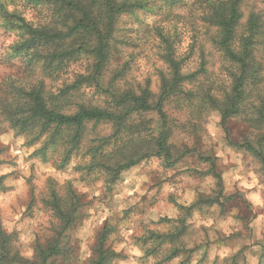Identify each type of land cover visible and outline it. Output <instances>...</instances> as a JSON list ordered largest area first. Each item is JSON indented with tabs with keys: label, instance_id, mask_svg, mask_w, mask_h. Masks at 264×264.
I'll return each mask as SVG.
<instances>
[{
	"label": "clouds",
	"instance_id": "1",
	"mask_svg": "<svg viewBox=\"0 0 264 264\" xmlns=\"http://www.w3.org/2000/svg\"><path fill=\"white\" fill-rule=\"evenodd\" d=\"M50 3L51 0H39L35 12L27 17L32 21L28 28L10 31L0 26V87L7 89L0 91V112L6 107H16L15 93L8 84L20 79L21 74L33 84L41 79L33 77L24 67L27 55L22 53L20 45L30 40V29L66 30L61 27V14L54 13ZM149 7L158 12L144 14L153 25L161 21L168 26L175 25L184 41L174 56L165 57L172 66L149 53L155 61L154 64L149 61L152 67L164 69L162 76L151 67H144L128 84L135 96L140 97L145 89L144 76L152 77L155 87L149 99V113L142 114L134 126L125 125L127 130L118 126V135L110 138L103 160L83 148H73L64 155V149L54 147L47 139V132L37 124L20 140L23 143L24 139H31L34 148L42 150L28 162L35 165L30 183H25L29 176L27 165L20 163L23 176L15 181L18 187L8 197L17 213L16 219L24 215L30 201L34 203L33 211L42 207L40 200L47 198L52 186H44L43 182L52 176L60 179L55 188L61 198L68 191L86 192L87 199L93 200L92 211L96 213L85 229V247L70 255L66 264H81L93 255L98 246L94 233L100 231V223L105 218L109 219L110 226L119 229L109 236L105 247L113 244L116 252L123 249L131 253L126 261L115 260L113 264H180L194 245L199 248L190 264L197 261L264 264V33L255 32L252 27L253 23L264 24V0H150ZM221 12L222 18L218 15ZM201 18L207 22L202 23ZM3 24L0 19V25ZM237 28H240L238 36L227 35L235 34ZM210 36L216 39L211 46L206 43ZM36 40L41 42L38 36ZM26 47L31 49L33 45L29 43ZM162 50L161 45V54ZM233 55L236 61L231 59ZM240 62L249 69H259L246 76L243 84L238 82ZM185 64L191 67L186 68ZM32 151V148L26 149L24 155ZM169 162L174 166L165 168ZM121 165L126 166L122 171ZM113 170L127 178L109 193L106 187ZM10 171L13 169L7 167L0 175ZM145 194L150 200L157 198L156 207L150 211L140 202ZM169 195L176 205L185 208L197 200L208 201L210 207L205 205L202 214L193 211L190 236L178 238L175 245L165 242L157 252L146 255L155 247L153 241L137 242L136 238H147L150 231L167 233L171 227L154 228L147 220L166 215L175 222L182 215L183 210L177 211L168 203ZM233 196L235 201L229 199ZM225 204L229 207L221 215ZM133 205H136L133 213L143 209L147 215H134L135 223L120 228V216ZM140 221L145 223L137 227ZM26 226L30 242L36 240L37 234L53 235V229L59 231L62 227L51 211L42 212L35 222L26 219L19 227ZM78 228L79 224L74 223L69 233L73 242L79 234ZM118 237H123V242ZM173 247L185 252L166 260ZM27 254L31 256V250Z\"/></svg>",
	"mask_w": 264,
	"mask_h": 264
},
{
	"label": "trees",
	"instance_id": "2",
	"mask_svg": "<svg viewBox=\"0 0 264 264\" xmlns=\"http://www.w3.org/2000/svg\"><path fill=\"white\" fill-rule=\"evenodd\" d=\"M19 1L21 8L27 7L34 12L39 6V0ZM149 2V0H51L50 7L54 13L61 14V27L66 30L37 32L30 29V40L20 45L22 53L27 55L24 67L29 73L41 79L35 85L15 93L16 107L14 109L6 107L0 112V116L3 117L1 120L6 121L11 130L24 135L29 134L39 124L47 132V139L53 146L64 149V155L73 148L79 149L87 124H110L115 130L114 136L118 135V126L123 127V130H127L125 125L134 126V122L140 119L142 114L149 113L151 107L149 99L152 93L148 81L145 82V89L140 97H136L129 87L118 86L128 74L129 62L123 59V46L126 44L122 43L120 46L115 35L122 16L136 11L155 13L149 7ZM169 7L172 5L169 4ZM218 15L222 18V12ZM0 19L4 21L1 26L10 31L28 28L32 23L23 16L19 8H13L9 12L8 4L4 1H0ZM201 20L202 23L207 22L203 18ZM252 27L255 32L264 33V24L253 23ZM155 31L159 46H163L162 61L169 64L165 57L176 54V36L163 27L156 28ZM207 31L206 29V35ZM239 31L240 28H237L235 34L229 32L227 35L234 38V35H239ZM37 36L41 42H37ZM209 40L211 45L216 43L215 36H210ZM29 43L33 48L26 47ZM209 55L211 56L210 53ZM231 59L236 61L237 57L233 55ZM240 64L239 84H243L246 76L259 71L256 67L249 69L243 62ZM163 72L164 69L158 71V76H162ZM59 79H62L63 85L55 92H47L46 82H56ZM86 89L103 98L104 106L78 102V96ZM66 107H72L73 112L63 113ZM108 143V139H104L91 154L103 157L101 151ZM27 145H33V141L29 139ZM41 150L42 148L35 150L32 155L36 156ZM166 165L172 167L174 164L169 162ZM124 167L126 166L121 165L120 171ZM120 171L113 170V175L117 177ZM50 205L55 216L61 221V231H66L73 221L71 212L68 214L62 212L54 193ZM168 238L171 239V235L150 232L146 242L152 240L158 246L165 242L173 243ZM102 239L104 240V236ZM103 240L99 241L97 258L92 264H108L116 257L113 252L102 249ZM147 252L154 253L153 250ZM35 253L36 262L30 263L19 257L16 252H12L10 237L5 234L0 223V264H53L56 258L63 255V248L59 240H56L45 248L37 246ZM177 253L178 250L174 249L171 251V257H175Z\"/></svg>",
	"mask_w": 264,
	"mask_h": 264
},
{
	"label": "rangeland",
	"instance_id": "3",
	"mask_svg": "<svg viewBox=\"0 0 264 264\" xmlns=\"http://www.w3.org/2000/svg\"><path fill=\"white\" fill-rule=\"evenodd\" d=\"M0 1H4V0H0ZM6 4H8V9L9 8L21 9L23 16L26 19L29 14L34 13L33 10L27 7L21 8L19 0H6ZM145 13L146 12L144 11H136L133 14L122 16L119 19L117 25V32L115 38L116 40L118 39L120 46L122 43L126 44V46H123L124 49L123 59L124 61L129 62L128 74L126 78L122 81V84L118 85L120 88L124 86L128 87V84L130 83L131 79L135 77L136 73H141L144 67H151V70L155 72L157 75H158V71L163 69V68L156 69L155 67H152V65L149 63V61H152V64L155 63V61L152 60V57L149 55V53H154L155 58L157 60L162 61L161 46H159V39L155 31L156 28L163 27L165 29H169L174 33V35L176 36L175 37L176 51H179V48L182 47L184 44L182 35L178 33V29L175 25H171V26L165 25L164 21H161L159 24L153 25L150 19L145 17L144 15ZM155 14H158V12H155L154 15ZM34 18L35 16H33V19ZM206 43L211 46V41L209 40V37L206 40ZM210 54L212 55L211 52ZM185 67L190 68L191 65L185 64ZM110 69L111 68H109V70ZM109 70H108V75H109ZM17 72H19V69H17ZM32 76L36 77V75L34 74H32ZM8 79H11V77H9ZM146 81L149 82L150 91L152 93L155 87V82L153 81L150 75L144 76V83ZM4 82L7 83V80H5ZM35 84L36 83L33 84L31 80L27 79L26 77H23V74H21V78L14 81L11 84H8V88L11 89L12 92L16 93L19 92L20 90L29 88L30 86H33ZM45 85L47 88V92H55V90L58 87L62 86L63 83H62V79L61 80L59 79L56 82L47 81ZM0 91H7V89L0 87ZM78 97L79 98L77 101L83 102L86 105L104 106V102H105L104 99L99 98L96 94L93 93L92 90L86 89L82 91ZM72 112H73L72 107H66L65 109H63V113H72ZM114 132L115 130L112 128V126L107 123L87 124L79 149L83 148L86 149L87 152L92 153V150L98 147L103 142L104 139H108V142H110V138L114 136ZM24 136H25L24 134H20L14 130H11L9 128L8 123L6 121L3 122L0 119V172H3L4 169L7 167L13 169V171L6 172L3 175H0V196L3 197V199H0L1 227L5 232V234L10 237V248L12 252H16L19 255V257H21L22 259L30 263H35L36 262L35 249L37 246H41L42 248H45L49 246L51 243H54L56 240H59L63 248V255L56 258L53 264H66L68 257L70 255L79 252L83 247H85L84 238L87 237V232L85 231V229L89 227V221L92 220L93 215H96V213L92 211L93 200L87 199L88 193L86 192H81L77 194L76 192L73 191L66 192L65 198H61L57 194L55 188V185L60 184V179H56L52 176H47V174H45L47 178L43 182L44 186H48V185H52V186L49 187L47 198L42 197L40 200L42 207L39 209H35V211H33L32 209L34 208V203L33 201H30L29 207L24 209V215H21L20 219L17 220L16 219L17 213L13 207L12 202L8 199V197L10 193L14 192L18 187V185L15 184V181L19 180L23 176L24 169L20 167V163L27 165V171L29 173V176L28 179L25 180V183L26 184L30 183L33 180L34 177L32 173L34 172L35 165L29 164L28 162L32 160L33 157H35L32 155V153L35 150H37L34 148V144L27 145L29 139H24L23 143H20V140ZM8 137H10V139H8V142L5 143L4 140L5 138ZM29 148H32L33 151L29 155L25 156L24 151ZM105 148L103 149V151H101L103 157H98L100 160L104 159ZM3 157H11V158L4 159ZM201 160H203L202 157ZM164 167L171 168L167 165H165ZM56 170L57 171L60 170L59 166H57ZM126 178H127L126 176L122 177L120 174L117 177L111 175L109 178L108 185L106 187V191L111 193V191H113L114 188L116 187L117 183L122 185L124 183V179ZM66 183L70 184V182H66ZM52 193L56 195L57 203L60 209L62 210V212L65 214L71 212L73 216V221L71 226L64 232L61 231L62 229H60L59 231L53 229L52 230L53 235L45 234L41 236L37 234L36 240L34 242L27 241V235H26V233L28 232L27 226L24 228L19 227L23 221L27 219L28 221L35 222L40 217V214L46 211H51L53 216L56 219H58L55 216L52 206L50 205ZM96 199L99 200V198ZM229 199L235 201V196L230 197ZM167 200L168 203L173 204V206L177 208V211L183 210L181 217L177 218V220L173 222L166 215L159 216L158 213H153L154 215H158V218L156 220H150V219L147 220V224L151 225L154 228L171 226L167 233L156 232V231H150V232L156 234L171 235V239L168 238V240H170L173 243H168V244L175 245L178 238L190 236L191 223L189 222L192 221L193 211L202 214L204 211V206L207 205L208 207H210V204L208 201L197 200L194 204L188 205L187 208H185L183 205H176L171 195L167 197ZM140 202L141 204H144L145 207L150 211L152 208L156 207L157 198L153 197L150 200L148 196L145 194L144 196L140 197ZM5 204L7 205V207H5ZM105 207H107V204H105ZM228 207H229L228 204L223 205L220 214L223 215L224 211L227 210ZM133 208H136V205H133L132 208L125 209L123 211V214L120 216V221L122 222L119 224L120 228H122L125 224L131 226L132 223H135V221H133L134 215H140V216L147 215V213L143 209L133 213ZM81 209H84L85 211L81 212L80 211ZM165 211H167V209H165ZM13 221H15V223H13ZM74 223L79 224V228L77 229L79 234L75 236V242H73V237L69 235V233L73 230ZM144 223L145 221H140L137 224V227H140V225H143ZM9 229H11V231H9ZM118 230L119 229L117 227L109 225L108 218L103 219L102 222L100 223V231L94 233L98 237V246L93 252V255L88 257L86 260L82 261L81 264H92V262L96 260L99 241L103 240L102 236H104V240L102 242V249L104 251L107 250L109 252H113L116 255V257H114V259L109 261L108 264H113L115 260L126 261L128 257L131 255L130 252L126 253L125 250L122 249L121 252L118 253L114 250L113 244H109L107 247H105V244L108 241L109 236L116 234ZM118 240L120 242H123V237H118ZM136 240L137 242L142 241L143 243H147L146 238L143 237H137ZM154 245L155 247L149 250H153V252L155 253L160 249V246H158L157 244ZM198 248H199L198 245H194L193 249H188L187 259L180 261V264H190L191 258L193 257L195 252L198 251ZM174 249L178 250V253L177 255H175V257L185 252V250L182 248L173 247L172 249L169 250L170 255L165 257L166 260H171L172 258H174L171 257V251H173ZM29 250H31L32 253L31 256L27 254ZM146 255H151V254L147 252ZM205 256H207V252H205ZM169 257L170 259H168ZM197 264H201V261H197Z\"/></svg>",
	"mask_w": 264,
	"mask_h": 264
}]
</instances>
